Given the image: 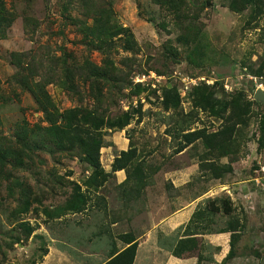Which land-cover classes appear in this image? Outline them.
I'll use <instances>...</instances> for the list:
<instances>
[{
    "label": "rangeland",
    "instance_id": "rangeland-1",
    "mask_svg": "<svg viewBox=\"0 0 264 264\" xmlns=\"http://www.w3.org/2000/svg\"><path fill=\"white\" fill-rule=\"evenodd\" d=\"M229 2L0 0V148L21 151L16 131L50 125L28 83L59 118L77 108L130 119L102 130L100 187L79 149L37 150L23 166L0 159V264H102L126 232L139 243L134 264H264V76L250 69L264 53V7L248 24L251 8ZM97 27L123 32L103 40ZM197 98L233 100L245 122L221 150L198 140L176 152L180 129L227 125ZM130 148L127 171L113 173ZM202 160L233 171L214 178ZM78 192L86 202L69 209ZM229 228L240 237L233 258Z\"/></svg>",
    "mask_w": 264,
    "mask_h": 264
},
{
    "label": "trees",
    "instance_id": "trees-1",
    "mask_svg": "<svg viewBox=\"0 0 264 264\" xmlns=\"http://www.w3.org/2000/svg\"><path fill=\"white\" fill-rule=\"evenodd\" d=\"M159 1V0H157ZM229 6L232 10L241 12L244 9L251 8V14L249 15L248 24L252 20H255L259 13L262 12L264 7V0H229ZM4 7H0V30L2 26L6 23V16L3 14ZM98 24V23H97ZM109 32H113L112 35L122 33L123 31H110L106 27L96 28L94 34L101 39L107 38ZM111 35V36H112ZM110 36V37H111ZM262 40L264 41V32L261 34ZM130 48V47H127ZM259 66L250 67L252 73L256 76H264V53L258 59ZM90 74L97 75L100 73L98 67L90 68ZM29 90L34 95V99L43 111L47 114L50 121V125L46 127V134L41 133L35 129L30 130L24 127L20 128L15 132L14 137L16 142L20 144L21 151H9L5 148H0V159L2 162L9 161L11 163H16L20 165H25V158L32 160V156L36 155L37 150H45L50 153L56 151L65 152L72 150H81L83 153V159L88 162L92 167V173L89 179L94 178L92 184L100 187L102 181L100 177L103 175L104 171L101 162V149L104 146V131L105 127L123 129L129 124V117L126 115L122 118L118 117L114 120L108 119L105 121L104 117H100L98 112H88L81 109L73 108L65 111L59 118L50 108V97L48 92H46L44 87H39L36 89L30 83L27 84ZM198 104L200 106L206 107L210 106L212 112L221 118H224L227 125L224 129L216 131L214 133L208 134L202 130L189 131L188 129H180V133L183 137V143L176 148V152L184 150L188 145L201 140L206 148L210 150H221L225 147L226 143L232 138L235 127L241 123L245 122L244 115L245 112L239 105H235L233 100L223 102L222 104L206 105V100L204 98H197ZM179 104L177 101L174 104L168 105L176 107ZM261 146L264 147V142L262 141ZM24 155V156H23ZM136 155L132 154V149L122 150L119 155H117L112 164V172L115 173L119 170H126L131 159ZM200 168L205 170H210L214 178H219L227 172H232L231 163L221 165L215 164L214 161L202 160L200 163ZM140 175L142 170H136ZM127 179H129V173H127ZM132 176V175H131ZM78 197L75 202L68 205L69 209L78 210L81 204L86 202V197L83 193H76ZM215 210H219V207H214ZM224 210L226 213L231 212V206L225 205ZM200 215V211L193 214L190 221L195 219ZM231 232V248L227 258H233L236 256L237 243L240 239L238 235H235L234 229H225L220 232ZM122 241L126 246L122 249L115 250L111 253L110 257L102 264H134L138 251V240L133 232L123 233L121 236ZM6 264H14L8 262Z\"/></svg>",
    "mask_w": 264,
    "mask_h": 264
},
{
    "label": "water",
    "instance_id": "water-1",
    "mask_svg": "<svg viewBox=\"0 0 264 264\" xmlns=\"http://www.w3.org/2000/svg\"><path fill=\"white\" fill-rule=\"evenodd\" d=\"M255 99L264 101V89L259 88L255 93Z\"/></svg>",
    "mask_w": 264,
    "mask_h": 264
}]
</instances>
